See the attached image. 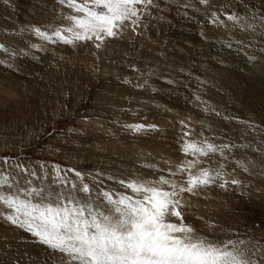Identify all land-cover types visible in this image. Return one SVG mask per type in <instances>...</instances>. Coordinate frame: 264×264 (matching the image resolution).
<instances>
[{"label": "rangeland", "instance_id": "obj_1", "mask_svg": "<svg viewBox=\"0 0 264 264\" xmlns=\"http://www.w3.org/2000/svg\"><path fill=\"white\" fill-rule=\"evenodd\" d=\"M137 12L114 37L75 41L67 0H0V194L107 210L103 192L135 196L127 183L162 179L178 191L207 171L208 185L180 193L183 222L264 264V0ZM9 215L0 202V264H68Z\"/></svg>", "mask_w": 264, "mask_h": 264}, {"label": "snow or ice", "instance_id": "obj_2", "mask_svg": "<svg viewBox=\"0 0 264 264\" xmlns=\"http://www.w3.org/2000/svg\"><path fill=\"white\" fill-rule=\"evenodd\" d=\"M67 2L78 15L69 17L74 27L65 31L71 32L74 40L95 38L102 42L104 36L117 35L125 21L135 23L132 18L138 19L137 5L151 4L152 0ZM39 35L50 38L42 32ZM55 35L65 43L72 42L59 31ZM135 127L139 130L142 126ZM188 150L201 155L216 151L210 144L207 150L189 144L185 151ZM76 175L80 177L81 174ZM209 183L207 171H202L199 176H190L188 186H181L178 191L175 184L169 185L172 191L160 187V184H169L164 179L159 182H129L127 188L135 196L121 195L114 199L108 192L101 193L107 205L111 206L107 210H101L91 201L80 203L72 196L67 198L68 203H63V194L54 201L48 197L51 201L48 203H32L19 195L0 194V202L15 212V215L7 216V220L26 227L42 243L66 254L68 264H252L234 244L232 250L214 244L198 236L193 227L183 222L180 209L184 205L180 193H193L197 187ZM7 184V179L0 180V186ZM80 191L90 194L87 185H83ZM45 199L41 195V200ZM171 217L179 223L172 222Z\"/></svg>", "mask_w": 264, "mask_h": 264}, {"label": "bare ground", "instance_id": "obj_3", "mask_svg": "<svg viewBox=\"0 0 264 264\" xmlns=\"http://www.w3.org/2000/svg\"><path fill=\"white\" fill-rule=\"evenodd\" d=\"M140 6V5H139ZM147 15V14H146ZM122 29V28H121ZM223 32V31H222ZM224 35V34H223ZM33 37V36H32ZM183 36H181V38H182ZM53 39V38H52ZM178 40V39H177ZM76 41V40H75ZM42 45V44H41ZM189 45V44H188ZM184 47V46H183ZM198 47V46H197ZM190 49V48H189ZM188 49V50H189ZM89 50V49H88ZM162 50V49H161ZM194 50V49H193ZM152 51V50H151ZM180 51V50H179ZM203 51V50H202ZM163 52H165V51H163ZM162 52V53H163ZM173 52V51H172ZM195 52V51H194ZM105 53V52H104ZM183 54V53H182ZM195 54V53H194ZM201 54V53H200ZM110 56V55H109ZM172 56V55H171ZM153 57H154V55H153ZM195 57V56H194ZM198 57V56H197ZM156 58V57H155ZM203 58V57H202ZM219 58V57H218ZM159 60V59H158ZM171 60V59H170ZM264 65V64H263ZM64 66V65H63ZM49 67V66H48ZM247 68V67H246ZM260 68V67H259ZM264 68V67H263ZM173 76V75H172ZM133 82V81H132ZM196 87V86H195ZM124 90V89H123ZM16 91V90H15ZM143 99V98H142ZM140 100V99H139ZM174 104V103H173ZM176 108V107H175ZM176 112H177V110H176ZM175 112V113H176ZM231 121V120H230ZM168 123V122H167ZM164 124V123H163ZM167 127V126H166ZM169 127V126H168ZM228 135V134H227ZM148 143V142H147ZM146 143V144H147ZM148 146V145H147ZM114 150V149H113ZM167 152V151H166ZM185 157V156H184ZM216 182V181H215ZM190 197V196H189ZM184 208V207H183ZM196 211V210H195ZM198 211V210H197ZM184 213V212H183ZM189 218V217H188ZM6 224V223H5ZM4 231V230H3ZM17 233V232H16ZM23 245V244H22ZM6 249V248H5ZM38 252H39V250H38ZM51 254V253H50ZM15 258V257H14ZM56 258V257H55ZM47 260V259H46ZM34 263H35V261H34Z\"/></svg>", "mask_w": 264, "mask_h": 264}]
</instances>
